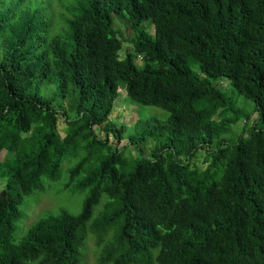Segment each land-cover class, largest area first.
<instances>
[{"label":"trees","instance_id":"trees-1","mask_svg":"<svg viewBox=\"0 0 264 264\" xmlns=\"http://www.w3.org/2000/svg\"><path fill=\"white\" fill-rule=\"evenodd\" d=\"M46 1L0 0V264H264V0Z\"/></svg>","mask_w":264,"mask_h":264},{"label":"rangeland","instance_id":"rangeland-1","mask_svg":"<svg viewBox=\"0 0 264 264\" xmlns=\"http://www.w3.org/2000/svg\"><path fill=\"white\" fill-rule=\"evenodd\" d=\"M123 31H124V36L127 38V40L133 36V33L129 28H124ZM149 32L151 34H154L155 32L154 27L151 26ZM128 49H132V45L130 43L125 44V49H124L125 51L121 52V58H125L124 53ZM142 62H143L142 58L137 59V64L139 66L142 65ZM224 82L222 89L227 93V98L230 100V104L228 107L232 108V110H238V109L244 110L245 112H248V114L251 115V122L250 124H248L247 127L248 129L247 135H249V133L253 130V127L257 129H261L263 127V123L259 119V114L255 112L254 104L251 101L246 100L243 96H240L237 93V91L232 88L228 80H225ZM119 93H120V97L116 101V106L111 118L115 123L118 122L125 125V127L127 128L126 140H128V132L129 133L132 132L135 124L142 117L146 118L150 116H157L161 119H165L169 115L167 112L155 107H149V106L139 107L138 105H135L129 100L125 89H121ZM243 122L244 119H240V121L237 124L233 125V130H235V132L236 131L239 132V130H241L243 126ZM252 123L255 124V126L251 125ZM100 135L102 138H104L103 133H101ZM236 139H237L236 137L230 136L228 140L234 143L236 142ZM111 141L113 144L115 143L114 140L111 139ZM131 146L134 147L133 145ZM128 154L132 156H136V152L133 150H129ZM203 159H204V153L199 156V165L201 167L205 165L202 162ZM1 188L2 186L0 185V190ZM42 196H49L51 197V199L50 201H48V199L46 201H42L41 203L34 205L30 208L31 211L29 213V217L26 219V221L23 222V229H21L23 230L22 235H18V237L24 238L28 228L31 226V223L34 222L39 217V215L45 213L49 209L51 208L54 209L52 212H55L60 208H71L76 211H79L80 206L82 205L85 199V194L77 193L73 188L65 187L61 183L54 184L52 186V189L49 191V193ZM89 264H94V257L92 255L89 256Z\"/></svg>","mask_w":264,"mask_h":264},{"label":"clouds","instance_id":"clouds-1","mask_svg":"<svg viewBox=\"0 0 264 264\" xmlns=\"http://www.w3.org/2000/svg\"><path fill=\"white\" fill-rule=\"evenodd\" d=\"M47 1L46 0H31V3H33V9H38L40 6L45 4Z\"/></svg>","mask_w":264,"mask_h":264}]
</instances>
